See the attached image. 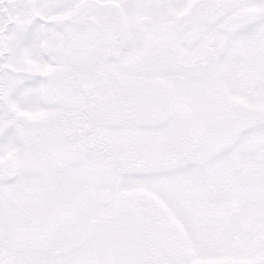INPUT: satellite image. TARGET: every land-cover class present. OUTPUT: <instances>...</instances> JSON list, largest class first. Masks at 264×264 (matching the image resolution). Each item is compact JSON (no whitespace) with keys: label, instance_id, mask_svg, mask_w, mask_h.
I'll return each instance as SVG.
<instances>
[{"label":"snow or ice","instance_id":"snow-or-ice-1","mask_svg":"<svg viewBox=\"0 0 264 264\" xmlns=\"http://www.w3.org/2000/svg\"><path fill=\"white\" fill-rule=\"evenodd\" d=\"M0 264H264V0H0Z\"/></svg>","mask_w":264,"mask_h":264}]
</instances>
